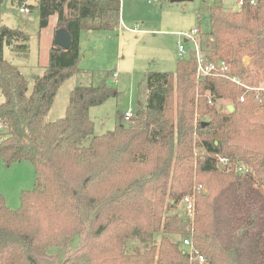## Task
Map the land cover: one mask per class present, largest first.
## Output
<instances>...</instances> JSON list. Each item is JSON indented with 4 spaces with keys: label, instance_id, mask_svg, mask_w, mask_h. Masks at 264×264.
Masks as SVG:
<instances>
[{
    "label": "trees",
    "instance_id": "obj_1",
    "mask_svg": "<svg viewBox=\"0 0 264 264\" xmlns=\"http://www.w3.org/2000/svg\"><path fill=\"white\" fill-rule=\"evenodd\" d=\"M12 1L37 11L41 30L56 15V29L65 27L73 46L53 44L30 92L5 56L9 47L29 58L30 36L0 14V159L7 167L30 162L46 183L22 191L18 210L0 193V264H198L185 240L203 264H264V0H244L236 11L211 6V30L200 35L205 59H227L240 84L198 79L189 47L175 73L144 75V104L126 124L118 114L120 124L102 135L91 110L118 95L114 72L76 87L63 118L47 116L60 86L81 71L82 31H115L121 0ZM220 100L233 111L219 109ZM188 196L196 200L194 216L171 214ZM75 237L79 246L62 260L49 252ZM132 243L140 248L130 251Z\"/></svg>",
    "mask_w": 264,
    "mask_h": 264
},
{
    "label": "rangeland",
    "instance_id": "obj_2",
    "mask_svg": "<svg viewBox=\"0 0 264 264\" xmlns=\"http://www.w3.org/2000/svg\"><path fill=\"white\" fill-rule=\"evenodd\" d=\"M37 2L28 0L29 5H36ZM215 4L232 11L241 6L240 0H121V22L117 31H82L78 65L81 71L60 86L47 121L54 122L65 116L70 94L76 87L97 85L106 79L107 73L114 72L116 77L110 81L117 88L118 95L94 107L91 117L95 123V135L115 130L120 124L118 114L129 110L135 112L139 104H144V75L147 72H176L178 59L184 58L178 52V44L185 43L184 34L197 28L203 34L202 38L209 34V10ZM0 14L6 26L22 29L30 36L29 58L17 55L9 47L5 49V56L20 68L29 81L31 92L35 78L44 75L49 63L58 17L52 16L49 26L41 30L39 13H21L20 6L12 0H2ZM3 101L0 91V104ZM229 106L231 102L227 100L217 103L221 110ZM5 132L6 128L0 126V134ZM88 144L89 140L82 143L84 146ZM45 188V181L37 177L35 167L30 162H18L7 167L0 159V193L12 210L21 207L22 191H41ZM261 191L264 194V187ZM170 213L186 215L182 205ZM155 239L159 241L160 235H156ZM79 244L80 239L75 237L66 248H51L49 252H55L62 260L68 249H75ZM139 248L136 243L129 246L130 251Z\"/></svg>",
    "mask_w": 264,
    "mask_h": 264
},
{
    "label": "built area",
    "instance_id": "obj_3",
    "mask_svg": "<svg viewBox=\"0 0 264 264\" xmlns=\"http://www.w3.org/2000/svg\"><path fill=\"white\" fill-rule=\"evenodd\" d=\"M244 0H240L241 6L243 4ZM240 6V7H241ZM21 13H30L29 10L23 6L20 8ZM117 31V28L116 30ZM120 31V30H119ZM200 29H193L191 32L184 34V37L186 38L185 43L180 42L178 44V52L180 56L186 57L189 54V47L191 48L192 53L195 54L196 60H197V77L198 79L202 77H222V78H228L232 81L240 84V81H238L236 78L230 77V74L232 72V65L227 59H223L220 62L214 63V62H208L204 54L202 53L201 46H200ZM244 98H242V101ZM134 117V111L129 110L126 111L123 114V121L124 122H130ZM229 166V163L227 160H220V167L227 168ZM242 170V169H240ZM182 206L185 209V213L189 217H193L195 214L196 209V200L195 197H186L182 201ZM184 246L188 249L190 260L192 262H197L198 264H203L205 262V258L200 254L198 249L195 247V245L190 240L184 241Z\"/></svg>",
    "mask_w": 264,
    "mask_h": 264
},
{
    "label": "water",
    "instance_id": "obj_4",
    "mask_svg": "<svg viewBox=\"0 0 264 264\" xmlns=\"http://www.w3.org/2000/svg\"><path fill=\"white\" fill-rule=\"evenodd\" d=\"M54 44L60 48L69 50L73 46V40L68 32V30L65 27H61L57 29L54 36ZM249 61L248 58L245 60V64H247ZM229 110L233 111V107L229 106Z\"/></svg>",
    "mask_w": 264,
    "mask_h": 264
},
{
    "label": "crops",
    "instance_id": "obj_5",
    "mask_svg": "<svg viewBox=\"0 0 264 264\" xmlns=\"http://www.w3.org/2000/svg\"><path fill=\"white\" fill-rule=\"evenodd\" d=\"M116 77V76H115ZM140 105V104H139ZM122 116H123V114H122ZM48 117V116H47Z\"/></svg>",
    "mask_w": 264,
    "mask_h": 264
}]
</instances>
